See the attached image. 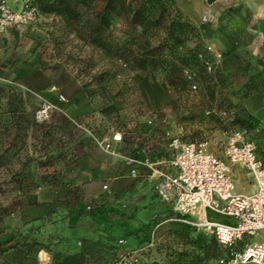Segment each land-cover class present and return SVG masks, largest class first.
<instances>
[{
	"label": "rangeland",
	"instance_id": "rangeland-1",
	"mask_svg": "<svg viewBox=\"0 0 264 264\" xmlns=\"http://www.w3.org/2000/svg\"><path fill=\"white\" fill-rule=\"evenodd\" d=\"M162 1L170 9L177 8L188 26L179 52L201 49L194 65L181 67L178 59L168 57L170 67L149 68L144 73L132 67V59L138 52L159 47L160 30L142 34L116 20L108 40L126 51L121 57L109 56L80 41L59 18L34 12L31 0H0V86H16L33 69L50 83L26 105V136L21 131L0 136V153L5 156L0 164V232L13 228L15 234L0 243V264H40L41 252V258L46 255L54 264L55 254L67 249L58 235L70 225L71 217L64 209L69 192L87 205L108 201L125 206L129 217L115 221L121 229L133 231L150 219L157 220L152 223L153 246L123 234L119 240L124 244L117 241L112 264H166L172 251L210 240L200 232L195 241L181 238L178 227L161 217L169 207L149 188L142 186L134 193L136 184H121L109 188L103 199L85 197L84 185H109L108 177L117 175L119 159L99 151L91 139V134H99L108 125L124 130L129 140L131 133L145 130L142 122L151 114L163 120L170 134L206 141L220 155L227 134L241 128L242 120L264 158V61L256 59L250 48L256 30V3L225 0L222 9L213 12L215 0ZM214 54L220 55L216 69L207 73L204 60L213 62ZM225 57L239 68L221 69ZM138 75H147L161 86L156 95L141 91ZM55 100L62 106L55 105ZM14 135L13 147L4 152ZM137 137L141 139L140 134ZM152 140L161 143L160 136ZM252 182L249 175L235 172V192H247ZM100 227L87 218L77 222L80 234ZM67 264L85 261L75 256Z\"/></svg>",
	"mask_w": 264,
	"mask_h": 264
},
{
	"label": "trees",
	"instance_id": "trees-1",
	"mask_svg": "<svg viewBox=\"0 0 264 264\" xmlns=\"http://www.w3.org/2000/svg\"><path fill=\"white\" fill-rule=\"evenodd\" d=\"M31 1L40 15L59 18L67 29L80 41L96 47L109 56L121 57L126 51L124 48L120 50V48L108 40L110 28L116 20L121 21L125 26L130 27V29L138 28L142 34L160 30L163 39L159 47L138 52L132 59V67L137 71L145 73L149 68L166 69L170 67L168 65V57L178 59L181 67L197 63L196 55L201 48L189 50L185 53L179 52L188 26L183 21L177 8L170 9L165 1ZM161 49H167V54L157 53ZM136 80L141 91L150 96L156 95L157 91L161 88L154 79L150 80L147 75H138L136 76ZM17 82L16 86H0V136L6 132L12 133L13 131L15 133L21 131L23 132L22 136H26L29 127V112L26 109V105L30 99L34 98L35 94L50 86L46 77L36 69H33L28 75L22 77ZM54 104L59 107L62 106L58 100H55ZM239 123L242 127L248 125L246 121L242 120ZM21 124L23 126H20ZM161 126L159 123L157 127L145 129L152 132V138L155 139L159 136L158 131L161 129ZM15 137L16 135L10 140L4 152L13 147ZM143 141L139 143L138 147L147 146L151 151V158L158 157L159 150L155 148L156 145L146 142L145 138ZM129 151H135V149H129ZM3 154L0 153V164L5 160ZM257 155L261 158L258 151ZM261 159L264 160V158ZM105 194H100L99 196L103 199L105 198ZM64 209L70 215L71 221L70 225L64 228L63 234L58 235V239L67 246V249L55 254L54 264H67V260L75 256L83 257L85 264H112L113 257L118 248L117 241L119 240V236L124 234L125 238L131 239L132 241L139 237L141 240L139 243L146 244L151 238L152 223L157 222V220L150 219L148 223L140 225L133 231L129 228L121 229L120 225L115 221L119 217H129L126 213L125 206L108 201L100 204L87 205L83 198L70 192L65 195ZM171 216L172 212L170 209L161 215L165 221L171 218ZM111 217H114V219L112 220ZM82 218H87L91 223L101 227L94 231L86 230L80 234L77 232L80 231L77 228V222ZM170 224L178 227L176 231L181 233V238L186 240L188 237H193L195 241L197 231L193 227L175 221H170ZM18 234L21 236V232H18ZM73 234L76 235L73 236ZM14 235L13 228H7L6 233L0 232V243L8 242ZM21 237L26 238V236ZM72 237L73 239H70ZM38 240L36 239L35 241L38 243H35L42 246V243ZM71 251L76 252L72 253ZM223 253V250L218 246L217 242L214 239H210L200 245L192 246L188 250L180 252L172 251L167 256L166 264H218L217 261ZM140 264L145 263L140 262Z\"/></svg>",
	"mask_w": 264,
	"mask_h": 264
},
{
	"label": "built area",
	"instance_id": "built-area-1",
	"mask_svg": "<svg viewBox=\"0 0 264 264\" xmlns=\"http://www.w3.org/2000/svg\"><path fill=\"white\" fill-rule=\"evenodd\" d=\"M213 58V62L204 60L207 73L215 71L220 55ZM162 122L149 114L142 123L144 128H154ZM158 134L160 155L155 158L147 146L129 151L131 138L128 140L126 132L115 125L91 134V139L99 151L119 159L125 176L152 183L157 199L172 212L166 221L188 225L214 239L224 252L218 264H264V160L258 157L247 129L230 131L220 155L206 141L185 140L182 134H170L163 125ZM234 168L252 178V192H235ZM102 190L109 192L107 183ZM153 242L151 236L146 246H153ZM40 264H50L49 258Z\"/></svg>",
	"mask_w": 264,
	"mask_h": 264
},
{
	"label": "crops",
	"instance_id": "crops-1",
	"mask_svg": "<svg viewBox=\"0 0 264 264\" xmlns=\"http://www.w3.org/2000/svg\"><path fill=\"white\" fill-rule=\"evenodd\" d=\"M254 2L256 3L254 11H255V13L257 15L256 16V30H255L254 35L252 36L253 37V39H252L253 45L250 48H252L256 59L264 61V0H254ZM224 3H225V0H215V1H213L212 5H211V10L213 12H217L219 9H222V5ZM235 67L239 68L238 65L236 66V64H234V62L228 60L226 57L221 62V69H223V70L234 69ZM147 132H148V130L145 129L143 132L140 131L139 133H134V132L131 133L132 138H131V141L129 143L130 145L128 144V148L129 149H133L134 147L138 146L137 144H135L136 141L139 140L140 142H142L143 139L145 138V135H148ZM137 134L141 135V139L137 137ZM146 137H147L146 142L154 143V145H156L155 148H157V149L160 148L159 147V146H161L160 142L152 140V132L150 133V135H148ZM143 143H144V141H143ZM117 166H118V168H116L117 169L116 170L117 175H115V176L112 175V176L108 177V181L110 182V184L109 185L107 184V185H108L109 188L114 189V188L120 186L121 184L129 185V184H133L134 183V184H136V188H135V192L134 193H136L137 188H142V186H143V188H149L150 190H152L151 193L153 194L154 197H156V195H155V193H154V191L152 189V183L147 182L146 180H143V179L134 180V179L128 178L127 176L124 175L125 171H124V169H123V167H122L120 162H119V165H117ZM235 172H240L241 173V171L239 169H237V168H234V173ZM102 185L103 184L100 185L99 183H96V182H94V183H92L90 185H87V184L84 185L83 189H84L85 197L86 198L87 197H92L91 195H94V197H97L100 194L107 193V192L102 190ZM86 187H89V188H86ZM253 189H254V185H253V182H252L247 187L248 191L245 192V193L252 192ZM160 203H162V202H160ZM169 209H170V207H169Z\"/></svg>",
	"mask_w": 264,
	"mask_h": 264
},
{
	"label": "bare ground",
	"instance_id": "bare-ground-1",
	"mask_svg": "<svg viewBox=\"0 0 264 264\" xmlns=\"http://www.w3.org/2000/svg\"><path fill=\"white\" fill-rule=\"evenodd\" d=\"M42 253V252H41ZM41 253L39 254V258H40V261L42 262V261H46L48 258H47V256L45 255V257H43V258H41Z\"/></svg>",
	"mask_w": 264,
	"mask_h": 264
}]
</instances>
